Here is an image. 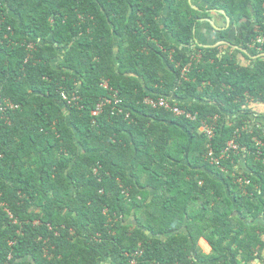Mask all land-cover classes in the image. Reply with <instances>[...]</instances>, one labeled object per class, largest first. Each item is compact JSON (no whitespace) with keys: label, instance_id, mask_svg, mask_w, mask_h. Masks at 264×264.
I'll return each instance as SVG.
<instances>
[{"label":"trees","instance_id":"1","mask_svg":"<svg viewBox=\"0 0 264 264\" xmlns=\"http://www.w3.org/2000/svg\"><path fill=\"white\" fill-rule=\"evenodd\" d=\"M203 1L0 0V264H264V0Z\"/></svg>","mask_w":264,"mask_h":264},{"label":"crops","instance_id":"2","mask_svg":"<svg viewBox=\"0 0 264 264\" xmlns=\"http://www.w3.org/2000/svg\"><path fill=\"white\" fill-rule=\"evenodd\" d=\"M190 4L193 5L194 8H199V7L205 6V2L203 0H190ZM209 19H211L212 22L216 25V27H218L220 29H214L212 25L203 22L201 25H199V26H197V28H195V34H194L195 36H194V41H193L194 45H198V46L204 47V48H205V46H208L210 48H215L217 45L225 46L224 51L233 50L232 53L235 54V57H236V60L238 61V63L240 65H246L248 63V61L244 58V56H241L240 54H237L235 52V51H238V49H236V48L242 49L240 46H237L236 41H237V38L238 39L242 38L241 34H242V32H244V30L242 29L241 30L242 32H240V34L238 32L234 33L233 31L230 33V35L227 38V41H224V42H233V44L237 47L233 48V49L231 48L229 50L228 45L221 43V42H223V40H220L217 36V33L219 31L224 30V29H222L223 28L222 18L218 14V16L214 15L213 18H209ZM253 19H255V17H253ZM245 23L247 26H249V23L247 21H245ZM165 36L168 38V35L165 34ZM218 42H220V43L218 44ZM251 59H254V58L251 57ZM253 109L259 115H261L260 117H258L259 119H257V122H260L263 129H264V105L255 106ZM198 245L201 248L203 253H205V254L210 253V247L208 246L206 241L201 239L199 241ZM205 249H207V251Z\"/></svg>","mask_w":264,"mask_h":264},{"label":"built area","instance_id":"3","mask_svg":"<svg viewBox=\"0 0 264 264\" xmlns=\"http://www.w3.org/2000/svg\"><path fill=\"white\" fill-rule=\"evenodd\" d=\"M200 53L198 52L197 54H193V58L192 61L197 62L200 60ZM190 65L187 66L184 70V74L187 73L189 71ZM104 89H108L107 83H103L101 85ZM63 100H67L65 95H62ZM71 101H75V98H73ZM70 101V103H71ZM144 103L148 106H150L151 108H161L164 110H167L169 112H171L172 114H174L175 116H184L186 118L192 119L194 120L195 117L191 116L190 114H187L185 111L180 110L178 107L176 106H172L165 98L163 97H159L156 99H152V98H147L145 99ZM122 101L120 100V98L118 97V94L115 92H111L110 98L109 99H104L102 102L98 103L95 110L92 112V116H97L99 112L102 111V109L106 106H110L111 107V114L112 115H117L119 113H122ZM17 106L12 104L9 101L6 100H2L1 96H0V118L3 117V113L5 111L9 110H14L16 109ZM201 131H203L208 137L213 135L214 132V124L213 125H207L205 123H202L201 126ZM232 148V150H236V146L235 145H231L230 146ZM226 152L222 153L221 156L216 159V160H212V162H215L216 164L219 163L220 160L223 159L224 155Z\"/></svg>","mask_w":264,"mask_h":264},{"label":"rangeland","instance_id":"4","mask_svg":"<svg viewBox=\"0 0 264 264\" xmlns=\"http://www.w3.org/2000/svg\"><path fill=\"white\" fill-rule=\"evenodd\" d=\"M191 7L195 10L196 8H194V6L193 5H191ZM196 11H197V9H196ZM217 11H222V10H212V11H203L204 13V15L206 16L205 18H202V19H200L199 20V23L200 24H202L204 21H201V20H204V19H208V20H211V19H209V18H213V16L214 15H217L218 16V14H219V16L221 15L220 13H218ZM221 16H223V15H221ZM209 17V18H208ZM226 18H228V17H225V21H224V24H223V29L224 30H226V29H228V28H230V20H229V23H227L226 22ZM229 19V18H228ZM212 21V20H211ZM223 21V20H222ZM205 23H207V22H205ZM209 24V23H208ZM211 25V24H210ZM214 29H220V28H218V27H216V25L214 24V27H213ZM243 28H241L240 26H238L237 27V25H234L233 27L231 26V30H230V33L233 31L234 33H236V32H239V34H240V32H242L241 30H242ZM224 30H222V31H224ZM244 30V29H243ZM219 32H221V31H219ZM244 32H245V30H244ZM247 36H248V34H247ZM224 42V41H223ZM220 42H218V44H219ZM230 46L232 47V48H236L237 46H235V45H232V44H230ZM216 47H219V45H217ZM215 47V48H216ZM206 251H207V249H205Z\"/></svg>","mask_w":264,"mask_h":264},{"label":"water","instance_id":"5","mask_svg":"<svg viewBox=\"0 0 264 264\" xmlns=\"http://www.w3.org/2000/svg\"><path fill=\"white\" fill-rule=\"evenodd\" d=\"M189 2H190V0H189ZM196 9L198 10V8H196ZM217 12L220 13L221 15H223L224 18L226 17L224 11H221V12L220 11H217ZM201 21L207 22V23L211 24L214 27V23L211 20L204 19V20H201ZM226 22L229 23V19L228 18H226ZM194 34H195V28H194ZM221 43L227 44V45L229 44L230 45V43H227V42H221ZM207 47L208 46H205V48H207ZM236 49H238V51L242 52L243 54H246L247 56H249L246 50H243V49H240V48H236ZM259 57H264V53H262V54H260V55H258L256 57H253V58L256 59V58H259Z\"/></svg>","mask_w":264,"mask_h":264},{"label":"clouds","instance_id":"6","mask_svg":"<svg viewBox=\"0 0 264 264\" xmlns=\"http://www.w3.org/2000/svg\"><path fill=\"white\" fill-rule=\"evenodd\" d=\"M228 43V42H227ZM244 50V49H243Z\"/></svg>","mask_w":264,"mask_h":264},{"label":"flooded vegetation","instance_id":"7","mask_svg":"<svg viewBox=\"0 0 264 264\" xmlns=\"http://www.w3.org/2000/svg\"><path fill=\"white\" fill-rule=\"evenodd\" d=\"M223 29V28H222Z\"/></svg>","mask_w":264,"mask_h":264}]
</instances>
